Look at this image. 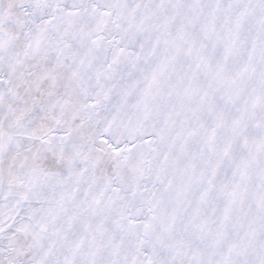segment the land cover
Listing matches in <instances>:
<instances>
[{
  "label": "snow or ice",
  "instance_id": "snow-or-ice-1",
  "mask_svg": "<svg viewBox=\"0 0 264 264\" xmlns=\"http://www.w3.org/2000/svg\"><path fill=\"white\" fill-rule=\"evenodd\" d=\"M0 264H264V0H0Z\"/></svg>",
  "mask_w": 264,
  "mask_h": 264
}]
</instances>
